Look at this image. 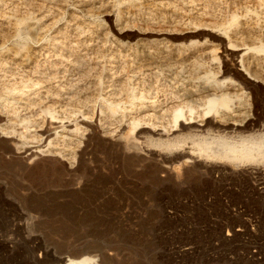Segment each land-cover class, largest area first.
<instances>
[{
  "label": "rangeland",
  "instance_id": "obj_1",
  "mask_svg": "<svg viewBox=\"0 0 264 264\" xmlns=\"http://www.w3.org/2000/svg\"><path fill=\"white\" fill-rule=\"evenodd\" d=\"M42 1L0 0V51L8 57L6 68L16 76L33 74L35 59H62L66 66L58 78L68 84L60 87L54 79L44 82L36 88L40 96L32 93L29 97L37 102L21 108L30 126L26 129L16 123L26 138L18 132L14 138L20 147L25 141L26 153L7 151L8 146L0 141V264H65L69 258H79L75 253L85 246L93 247L98 264H264L262 255L258 256L261 262L250 258L259 249L264 254V212L248 208L228 215L219 206L221 199L248 200L246 178H214L199 160L189 164L190 177L179 162L169 163L181 176L165 180L158 168L167 163L158 150L150 152L143 145L135 149L125 143L132 136L139 137L140 127L146 125L130 124L122 118V109L117 107L112 113L105 108L109 102L103 101L125 100L121 87L126 80L137 90L146 83L144 87L155 95V88L162 84L178 89L182 83L198 82L183 80L192 72L202 73L210 67L223 73L224 49L231 40L242 43L240 55L248 52L243 42L260 44L264 0H91L86 16H72L69 11L64 18L28 19L34 32L39 28L43 33L44 38L33 46L44 54L16 53V38L4 42L6 33L16 31L12 12L17 8L22 15L31 7L30 12L35 9L38 14ZM73 8L70 5L69 10ZM57 35L68 43L59 48L62 57L52 52L49 41ZM219 35L225 43L217 40ZM163 40L169 43L170 54L157 46ZM179 47L184 49L177 51ZM75 60H82L80 66ZM68 87L76 89L78 97L73 101ZM25 100L22 104L29 103ZM48 105L54 107L51 113ZM52 115L60 124H49ZM84 122L94 129L89 139ZM38 147L46 151L35 160L26 159L30 149ZM59 150L70 155L69 159L55 157ZM81 150L86 157L79 166L72 152ZM20 157L25 158L26 169H20ZM235 188L238 193L232 192ZM250 219L248 231L225 239Z\"/></svg>",
  "mask_w": 264,
  "mask_h": 264
},
{
  "label": "bare ground",
  "instance_id": "obj_2",
  "mask_svg": "<svg viewBox=\"0 0 264 264\" xmlns=\"http://www.w3.org/2000/svg\"><path fill=\"white\" fill-rule=\"evenodd\" d=\"M90 2L91 0H44L43 4H40V10H38V14H35V9L33 10V12H30V7L27 8V10H24V15H19L17 14L16 8L14 9L15 12H12L14 13L12 15L15 17L14 26L16 28V31L14 30L10 31V33H6L4 35V42L6 39L11 40L13 38H16L14 40L13 46L16 53L26 52V54L29 55L28 53H31L33 51V53L35 54L42 55L44 54L42 52V49H37L33 45L39 42L40 39L44 38L43 33L39 32V28L36 32H34L31 24L27 23L28 19L38 18L37 16H41V18H47L50 16H62V18H64L65 16H67V13L69 11H71L72 16H86L87 11H89L87 10V7ZM48 4H51L53 6H48ZM27 5H30V3H27ZM70 5L74 7V10H69ZM259 36L261 37H259L258 39L260 43L258 45L256 42L250 44L243 42L244 45H247L246 51L248 52L243 53L242 55L239 54L240 51L238 49L239 47H241L242 43L238 44L236 41L231 40L230 45L225 46V65L223 66V73L222 71L216 72L213 68L210 67L202 72L203 75L201 71L197 74H194V72H192L194 75L189 72L191 74H189L191 78L189 76H186L183 78V80L188 79L190 81L192 79L194 81H199L194 84L187 83V85H185V83H182L181 88L179 87L178 89L175 87L174 89H172L171 85L170 87H168L166 84H162V88H159L160 86H158L159 84L157 83L156 85L158 87L155 88L157 89V91H154L155 95H150L151 90L148 87H144L146 83L137 90L136 87L132 85L130 80H124L125 82L121 89L122 91L124 90L126 94L125 100H103L105 104L109 102L105 105V108L112 113L118 110L117 107L122 109V118H126L130 124H136L137 126L142 124L146 125L145 127H140L141 129L139 131L137 130L139 137L132 136L128 140L125 139L126 141L124 139L123 140L131 148L137 149L141 147V145H143L147 147L150 152H152V150H158L164 161L167 163L165 165H160V167L158 168L161 177L166 178L165 180L168 179L169 181H175L181 176L180 173H174V170L169 167V163L179 162L180 168L184 171V173L187 174L191 171V169H189L188 167L189 164L195 163L199 160H203V167H205L206 170L209 171L214 178H246L244 192L246 193L245 196H248V200H236L235 202H229L221 199V203L219 204V206L222 211L228 215L235 212H243L248 208H251L253 211L255 210L264 212V55H261V53H264V36ZM61 37L62 36L57 35L49 38V41L53 44L52 52L54 51L55 53H57V55L60 54L62 57L63 54L60 53L61 51L59 48L65 47L68 43L66 44L63 40H59L61 39ZM216 37L220 43H225L224 37L220 35ZM156 43L157 46L160 45L158 47H160L159 49H162L160 50L162 53H167L169 48H171L168 45L169 43L164 42V40L159 42L157 41ZM181 49L184 48L179 47L177 48V51H180ZM136 50L138 53L144 52L140 50V48L139 50L138 48H136ZM154 50L156 51L155 48ZM183 51L185 50H182L181 53H183ZM238 58H240V63L237 60ZM61 60L51 61L46 59L44 60V62H41L35 59V74L23 72L25 74L16 76L13 69L6 68L8 57L5 56L2 51H0V122L3 120L6 121L5 124H2L0 126L2 132V134L0 135V141H3L5 143V146H8L9 149L7 151L26 153L29 150L25 146V141H22L23 145L21 147L18 146L19 144L14 138V133L18 132L20 136L26 138V135L24 134V131L22 129L21 132L17 130L16 123L23 125V127H25L26 129L30 126V119H28L26 116H22L20 113L21 108L25 107V105H31L37 102L36 100L32 101V99L29 98L32 93H35L37 97L40 96V91H37L38 89L36 88H38L39 86L41 87L44 82L53 79L59 82L58 86L60 87L68 85L67 83H63L62 81H60L58 78L60 70L63 66H66V64L64 63L65 61ZM81 61L82 60H75L74 63H77L79 64L78 66H80ZM200 65L203 66L204 63L202 62L200 63ZM76 68L77 67H74L73 71ZM2 71H4L5 74H2ZM8 71L10 72L9 75L6 74ZM220 72L221 74H224V76H222L223 78L218 77L217 74H220ZM174 80L178 81L179 79L174 78ZM34 89L36 90L31 91ZM65 89L69 90V100L73 101L74 98L78 97L76 94V89L74 90L73 87H68ZM49 92L50 90L48 89L47 93ZM52 93L59 94L58 91H54ZM40 98L43 99V97ZM122 98L124 99V97ZM24 99L28 100L29 103L27 102L26 104H22V100ZM147 99H151L152 102H150V104H146ZM80 101L81 100H79V102ZM127 103L129 104L126 105ZM53 109V105L47 106L48 112L51 113ZM75 110L76 109L72 111L74 112ZM102 111H104V109ZM54 118L55 115H52V119L49 122L50 125L59 123L57 119L55 120ZM84 123L85 130L88 131L85 133H89V139L94 129L92 128L91 123ZM52 128L53 127H51L50 129ZM77 129L80 128L77 126ZM44 132L48 133L47 130H45ZM36 136L37 134L35 135V138ZM122 138V136H119L118 139L122 141ZM77 142L79 141L77 140ZM82 149L85 148L82 147ZM44 151L46 150L42 147L36 150L30 149V152L25 155L26 159L35 160ZM49 151L52 152V150ZM56 152H59V154H56L55 157L61 156L64 159H69L68 156L70 155L67 156L64 151L59 150ZM72 153L71 154L74 155L72 156L73 159L76 158L78 162L80 161V166L82 159H85L86 157H83V151L81 150V152ZM20 159L21 161L19 162L21 165L19 167L21 169V167L24 168L26 166V163L24 162L26 160L24 157H20ZM226 162L234 164L236 168L228 167V165L225 164ZM82 163L85 162L82 161ZM190 175L192 174L190 173L189 177ZM236 188L235 191L232 192L238 193ZM252 222L253 220L250 219L249 221L243 223L242 227L234 230L233 233L227 234L225 239H229L231 238V236L237 237L243 232L248 231L249 225H251ZM91 247L92 246H85L79 251H76L75 254H80V257L76 258L74 256L75 258H69L68 262L65 264H98V259L94 255H92L93 250H91ZM72 255H74V253ZM260 255H262L261 257H259L262 258L261 261L264 260V254L262 253L261 249H259L258 251H254L250 258L252 260H259L258 256Z\"/></svg>",
  "mask_w": 264,
  "mask_h": 264
}]
</instances>
